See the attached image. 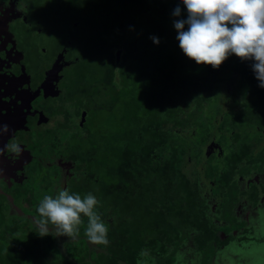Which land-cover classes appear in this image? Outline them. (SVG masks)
<instances>
[{"label":"flooded vegetation","instance_id":"1","mask_svg":"<svg viewBox=\"0 0 264 264\" xmlns=\"http://www.w3.org/2000/svg\"><path fill=\"white\" fill-rule=\"evenodd\" d=\"M52 3L0 0V129L7 123L11 126L10 133L0 132V196L5 202L0 213L7 220L17 218L15 227L28 232L35 230L33 218H38L37 207L45 195L67 190L83 198L97 190L98 195H93L100 205L107 204L101 199L106 192L112 198L121 196L115 182L104 188L103 175L89 173L87 164L99 140L93 112L104 110L97 102L101 93L94 96L95 89L104 85L99 70H117V64L106 61V53L109 46L115 47L118 62L116 53H123V48L110 45L115 33L105 16L94 24L87 11H57ZM88 68L97 72L98 82L80 76L88 75ZM223 85L228 96L212 103L214 133L200 155L189 159L193 160L194 210L198 216L205 214L216 229L217 239L210 240L214 253L206 264H221L220 259L260 264L264 260V90L255 86L252 94L237 96L235 91L230 94L233 83ZM240 97L238 105L235 101ZM238 110L239 120L234 118ZM13 143L22 150L19 154L8 147ZM142 178H132L129 187L132 199L124 210L129 220L135 221L137 214L145 216L151 206L152 184L137 181ZM101 212L104 216L106 210ZM104 219L117 236L123 235L124 220L110 215ZM148 228L139 230L145 243L138 249L137 264H160L170 254L171 264H202L195 230L187 237L178 232L172 241H164L166 252L158 255L159 241ZM96 246L99 251L101 245Z\"/></svg>","mask_w":264,"mask_h":264},{"label":"trees","instance_id":"2","mask_svg":"<svg viewBox=\"0 0 264 264\" xmlns=\"http://www.w3.org/2000/svg\"><path fill=\"white\" fill-rule=\"evenodd\" d=\"M177 5L180 16L173 15ZM52 6H57V11H87L94 24L105 16L115 33L110 45L123 48L118 62L115 56L112 60L119 66L117 70H99L104 85L95 89L94 96L101 93L97 102L104 110L93 112L99 140L87 164L89 173L103 175L104 188L113 182L120 187L121 196L112 198L106 192L101 199L107 204L99 203L96 211L104 222L108 215L124 220L123 235L117 236L112 224L105 222L110 243L99 246L98 251L96 245H88L84 234L87 217L83 215L79 235L73 238L55 233L40 236L36 227L32 232L22 227L18 230L17 218L7 220L6 214L0 213V264H137L138 249L145 243L139 230L148 227L159 241L155 244L158 255L166 252L164 241H172L178 232L187 237L195 230L202 264L209 263L214 253L210 240L217 239L216 229L205 214L198 216L194 210L189 159L200 155L202 145L214 133L212 103L228 96L223 84L233 83L230 94L237 96L247 91L252 94V87L258 86L252 61H242L233 54L213 68L189 59L179 48L174 28L175 20L187 17L181 0H53ZM153 37L159 42L154 43ZM80 76L99 81L94 68ZM256 98L253 101H258ZM235 103L241 104V97ZM217 111L222 109L218 106ZM240 117L238 110L234 118ZM225 121H219L220 130ZM141 176L144 178L137 181L152 184L153 198L145 216L137 214L134 224L124 210L132 199V178ZM96 192L92 194L98 195ZM4 206L0 196V210ZM230 208L231 204L227 210ZM98 209L106 210L104 216ZM160 232L167 236L158 235ZM172 260L171 254L164 255L160 264H171Z\"/></svg>","mask_w":264,"mask_h":264},{"label":"clouds","instance_id":"3","mask_svg":"<svg viewBox=\"0 0 264 264\" xmlns=\"http://www.w3.org/2000/svg\"><path fill=\"white\" fill-rule=\"evenodd\" d=\"M186 19L174 21L179 48L197 64L218 68L230 55L252 61L258 86L264 88V0H181ZM181 8L173 15L180 16ZM187 25V30L185 29ZM158 43V38L153 37ZM5 125L0 132H6ZM13 153L22 150L13 143ZM99 201L92 193L83 198L62 190L56 196L45 195L39 202L38 218L33 222L40 236L79 235L81 216L87 217L85 236L90 243L107 246L108 225L96 211ZM51 226V227H50Z\"/></svg>","mask_w":264,"mask_h":264},{"label":"rangeland","instance_id":"4","mask_svg":"<svg viewBox=\"0 0 264 264\" xmlns=\"http://www.w3.org/2000/svg\"><path fill=\"white\" fill-rule=\"evenodd\" d=\"M55 7H57V6H55ZM117 48V47H116ZM114 52H115V48L114 47H112V46H109V49H108V51H107V53L106 54H109V56H108V59L106 58V61L107 62H111L112 63V60H113V57H114ZM121 53H122V51H120V54H119V56L121 55ZM120 58V57H119ZM87 60V59H86ZM86 60H84V61H86ZM194 133V132H193ZM195 138H196V140H198V133L196 132L195 133ZM189 158V157H188ZM193 161V160H192ZM192 161H190L189 162V166H190V168H192L193 166H192ZM237 247V245H235L233 248H232V250L233 249H235ZM234 251V250H233ZM241 254V252H237L236 254H235V256L236 255H238V257H239V255ZM220 261V263L221 264H231V262H228V260L226 261V260H219Z\"/></svg>","mask_w":264,"mask_h":264},{"label":"water","instance_id":"5","mask_svg":"<svg viewBox=\"0 0 264 264\" xmlns=\"http://www.w3.org/2000/svg\"><path fill=\"white\" fill-rule=\"evenodd\" d=\"M119 54H120V51H117V53H116V58H117V60L119 59ZM7 122H9V117H8V119H7ZM7 131L6 132H4V134H8V133H10L11 132V126L10 125H8V123H7ZM7 197H8V195H7ZM8 200V199H7ZM11 200V199H10ZM9 201V200H8ZM9 205H10V207L12 208V206H13V203L12 202H10L9 201Z\"/></svg>","mask_w":264,"mask_h":264},{"label":"crops","instance_id":"6","mask_svg":"<svg viewBox=\"0 0 264 264\" xmlns=\"http://www.w3.org/2000/svg\"><path fill=\"white\" fill-rule=\"evenodd\" d=\"M252 259V258H251ZM254 260H251L249 262V264H253ZM260 264H264V260L262 259V261L259 262ZM231 264H235L234 262H232ZM240 264H243V261L240 263Z\"/></svg>","mask_w":264,"mask_h":264}]
</instances>
